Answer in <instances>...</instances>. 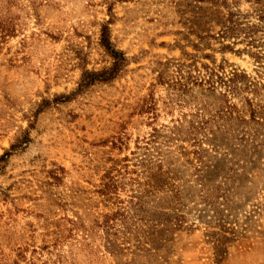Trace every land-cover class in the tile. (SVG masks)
I'll return each mask as SVG.
<instances>
[{
    "label": "rangeland",
    "instance_id": "374dc122",
    "mask_svg": "<svg viewBox=\"0 0 264 264\" xmlns=\"http://www.w3.org/2000/svg\"><path fill=\"white\" fill-rule=\"evenodd\" d=\"M262 13L0 0V264H264ZM103 25L124 73L63 102L111 66Z\"/></svg>",
    "mask_w": 264,
    "mask_h": 264
},
{
    "label": "trees",
    "instance_id": "16d2710c",
    "mask_svg": "<svg viewBox=\"0 0 264 264\" xmlns=\"http://www.w3.org/2000/svg\"><path fill=\"white\" fill-rule=\"evenodd\" d=\"M258 20L264 23V13H262V15L258 17ZM256 32L257 27L255 25L249 27H242V24L234 20L232 15H229L228 19L226 20V25L223 26V30L221 31L220 37L222 39L234 38L237 35L243 34L245 37L251 38L253 35L256 34ZM100 45L104 49L107 56L111 59V66L109 68H105L97 72L87 71L83 69L76 90L70 95L59 96L63 99V102L70 101L71 99H73V97L81 95L95 84L112 82L117 79L122 73H124L125 68L128 65L127 59L121 51H118L113 47L109 38V30L107 25L102 26L100 35ZM209 76L212 78L213 76L217 75L210 73ZM244 79V75L239 76L237 74H234L232 78L228 79V83L234 85L236 88L237 82H242V84H244L246 87L247 85L244 83ZM208 80H210V78H208ZM28 141L29 140L27 138H23L21 141H18V145H13L10 151H15L17 148L26 144ZM8 154L9 153H6L5 156H7ZM1 160H3V158Z\"/></svg>",
    "mask_w": 264,
    "mask_h": 264
}]
</instances>
